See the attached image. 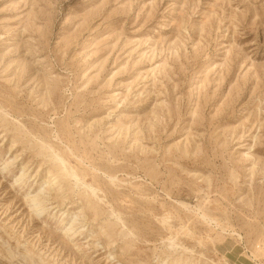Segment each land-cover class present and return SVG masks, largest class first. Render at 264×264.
Here are the masks:
<instances>
[{"label": "rangeland", "instance_id": "rangeland-1", "mask_svg": "<svg viewBox=\"0 0 264 264\" xmlns=\"http://www.w3.org/2000/svg\"><path fill=\"white\" fill-rule=\"evenodd\" d=\"M0 264H264V0H0Z\"/></svg>", "mask_w": 264, "mask_h": 264}]
</instances>
